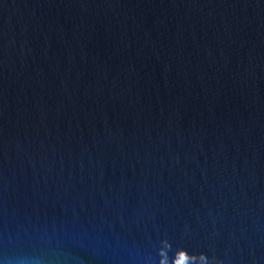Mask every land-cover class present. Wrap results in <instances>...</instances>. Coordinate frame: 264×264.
<instances>
[{
	"label": "water",
	"instance_id": "water-1",
	"mask_svg": "<svg viewBox=\"0 0 264 264\" xmlns=\"http://www.w3.org/2000/svg\"><path fill=\"white\" fill-rule=\"evenodd\" d=\"M0 264H264V0H0Z\"/></svg>",
	"mask_w": 264,
	"mask_h": 264
}]
</instances>
